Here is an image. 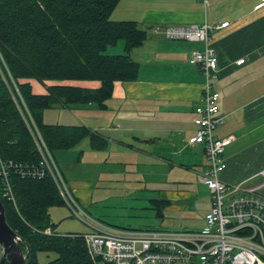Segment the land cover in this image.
I'll return each mask as SVG.
<instances>
[{
  "label": "crops",
  "instance_id": "crops-1",
  "mask_svg": "<svg viewBox=\"0 0 264 264\" xmlns=\"http://www.w3.org/2000/svg\"><path fill=\"white\" fill-rule=\"evenodd\" d=\"M262 2L118 1L110 13L111 20L135 21L147 34L146 40L129 53L139 65L137 79L115 81L105 107L96 103H57L52 107L53 113L46 112L51 108L42 112L45 123L84 126L98 137L91 140L85 136L71 148L53 152L70 190L85 208L116 197L117 190H121L135 195L130 201L135 202V207L156 211L153 223L138 219L133 224L128 219L119 224L110 222L117 225L113 226L97 221L114 228H181L180 224L168 221L167 214L187 210L199 198L195 189L202 182L196 180V174L200 175L209 163L204 143H191L190 139L195 133L192 118L195 107L201 105L204 76L200 66L192 63L189 56L193 50H203L204 43L169 38L165 32L171 27L228 22L210 34L209 42L218 59L216 77L211 80L212 88L219 93L218 113L224 116L218 127L227 126L219 132L217 127L214 135L233 136L224 153L225 168L221 178L233 184L264 169ZM116 44L106 53H123L124 42ZM240 58L244 62L238 65L236 61ZM50 83L46 81L45 87H41L35 81V93H47L46 86ZM67 83L86 88L100 86L97 80ZM260 180L259 177L256 182ZM208 193L205 214L211 206ZM55 225L51 227L54 233L57 232ZM89 226L84 233L94 230Z\"/></svg>",
  "mask_w": 264,
  "mask_h": 264
},
{
  "label": "trees",
  "instance_id": "trees-1",
  "mask_svg": "<svg viewBox=\"0 0 264 264\" xmlns=\"http://www.w3.org/2000/svg\"><path fill=\"white\" fill-rule=\"evenodd\" d=\"M118 1L0 0L1 56L52 153L71 148L85 136L91 140L98 137L84 126L45 123L43 110L57 103H96L105 107L115 81L137 79L139 65L129 53L146 40L147 34L135 21L111 20L110 13ZM120 40L124 42L123 53H104ZM34 78L51 81L47 93L31 91L29 80ZM73 80H97L100 86L86 88L67 83ZM8 90L0 77V156L35 162L38 151ZM10 180L15 204L1 193L0 199L7 223L29 246L26 264H38L39 251L56 254L48 264H94L81 237L42 232L47 226L53 227L48 209L64 205L52 180L22 179L14 174ZM20 246L24 250L22 243Z\"/></svg>",
  "mask_w": 264,
  "mask_h": 264
},
{
  "label": "built area",
  "instance_id": "built-area-1",
  "mask_svg": "<svg viewBox=\"0 0 264 264\" xmlns=\"http://www.w3.org/2000/svg\"><path fill=\"white\" fill-rule=\"evenodd\" d=\"M207 4L210 0H200ZM264 3V0L261 4ZM260 4V5H261ZM228 22L171 27L166 35L173 39L200 41L203 50H193L190 61L200 66L204 84L200 96L201 105L195 107L192 121L195 133L191 143L202 142L209 163L198 179L211 194V206L199 228L158 227L149 229L114 228L89 217L69 188L53 153L45 144L23 98L14 83L15 93L5 81L3 70L10 76L0 53V73L23 120L36 144L39 158L35 162L6 159L0 156V193L15 204L11 175L22 179L49 178L54 183L63 204L73 214L91 225L94 230L72 234L81 237L89 258L94 264H264V169L252 177L233 184L225 182L221 173L225 168L224 153L233 140L232 135L216 137L215 129L223 123L218 113L219 93L212 88L216 77L218 59L209 44L210 34ZM243 58L236 61L240 65ZM13 79V78H12ZM14 80V79H13ZM12 80V81H13ZM260 177L258 184L248 183ZM53 234L50 226L42 230Z\"/></svg>",
  "mask_w": 264,
  "mask_h": 264
},
{
  "label": "rangeland",
  "instance_id": "rangeland-1",
  "mask_svg": "<svg viewBox=\"0 0 264 264\" xmlns=\"http://www.w3.org/2000/svg\"><path fill=\"white\" fill-rule=\"evenodd\" d=\"M122 43L123 42L120 40L117 42L116 45H119ZM112 47H116V46H108L106 50L104 51V53L107 54L106 51H108V49ZM3 74H4L5 81L8 84L9 88L12 91L15 90L14 83L17 85V81L14 79L12 73H11L12 77H10L4 70H3ZM0 77H1L2 82H4L1 73H0ZM33 81H34L33 83L37 81L40 83L41 87H45L44 82L46 81L44 82L39 81L35 78ZM33 83L30 82V85H32L31 91L35 93L37 85ZM4 85L6 86L5 82H4ZM8 92H10V90H8ZM52 111L53 110L51 108L47 110L46 112L53 113ZM225 129H227V126L223 125L217 128V132L223 131ZM33 143H34L35 148L37 149L34 140H33ZM127 170H130V169H127ZM198 176L199 174H196L197 181H199ZM258 179L259 177L250 181L248 184L254 185L255 183H258L259 181L256 182ZM201 185H203V183L200 184V187H197L195 189V191H198L200 195H199V198L194 202V205H192L187 210H181L177 213H168L166 217L168 221H172L175 224H180V226H182L181 228H199L202 226V224H204L202 219H203V216L205 215L206 206L208 204L207 198L209 197V193H208L209 191L207 187H205L204 185L203 186ZM257 192L260 194H264V187L258 189ZM117 194L118 195L116 197L109 198L105 201H102L101 203L86 206L85 210L87 211L89 217L96 219V220H100L109 225H113L111 223L119 224V223L125 222L128 219H130L131 220L130 222L133 224H135V222H138L137 221L138 219H141L142 220L141 222H145V223L155 222L154 214H156V211H153L152 209H148L143 206L135 207V202L134 203L130 202V201H133V198L135 197V195L124 194V192L121 190H117ZM48 212L50 213V218L52 222L56 224L55 231H57L56 232L57 235H63L69 232L84 233L89 230L90 226L88 224H85L82 219H80L75 214H73L71 210L68 208V206L65 204L51 206ZM113 226H117V225H113ZM119 227H122V226H119ZM170 227H175V226H170ZM131 228H135V226L133 227L131 226ZM139 228H150V227H139ZM55 256L56 254L52 251L50 252L39 251L37 253L38 264H48V262L54 259Z\"/></svg>",
  "mask_w": 264,
  "mask_h": 264
},
{
  "label": "water",
  "instance_id": "water-1",
  "mask_svg": "<svg viewBox=\"0 0 264 264\" xmlns=\"http://www.w3.org/2000/svg\"><path fill=\"white\" fill-rule=\"evenodd\" d=\"M20 243L24 245V250ZM0 264H26L29 257V246L26 241L14 231L6 220L5 207L0 199Z\"/></svg>",
  "mask_w": 264,
  "mask_h": 264
}]
</instances>
